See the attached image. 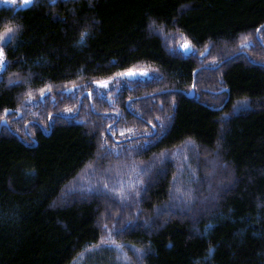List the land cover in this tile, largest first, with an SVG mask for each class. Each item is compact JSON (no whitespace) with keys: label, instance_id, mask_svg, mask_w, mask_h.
Masks as SVG:
<instances>
[{"label":"trees","instance_id":"trees-1","mask_svg":"<svg viewBox=\"0 0 264 264\" xmlns=\"http://www.w3.org/2000/svg\"><path fill=\"white\" fill-rule=\"evenodd\" d=\"M0 50V264H264V0H35Z\"/></svg>","mask_w":264,"mask_h":264},{"label":"rangeland","instance_id":"rangeland-1","mask_svg":"<svg viewBox=\"0 0 264 264\" xmlns=\"http://www.w3.org/2000/svg\"><path fill=\"white\" fill-rule=\"evenodd\" d=\"M35 0H28L25 3V0H0V7H8L12 9L25 8L31 5Z\"/></svg>","mask_w":264,"mask_h":264},{"label":"snow or ice","instance_id":"snow-or-ice-1","mask_svg":"<svg viewBox=\"0 0 264 264\" xmlns=\"http://www.w3.org/2000/svg\"><path fill=\"white\" fill-rule=\"evenodd\" d=\"M28 2V0H25V3H27ZM2 56H3V53H2V50H0V63H2L3 61H2Z\"/></svg>","mask_w":264,"mask_h":264},{"label":"water","instance_id":"water-1","mask_svg":"<svg viewBox=\"0 0 264 264\" xmlns=\"http://www.w3.org/2000/svg\"><path fill=\"white\" fill-rule=\"evenodd\" d=\"M190 96H192V92H191Z\"/></svg>","mask_w":264,"mask_h":264}]
</instances>
